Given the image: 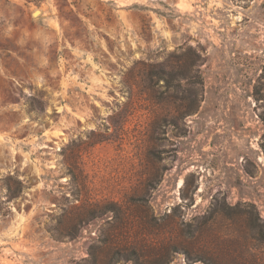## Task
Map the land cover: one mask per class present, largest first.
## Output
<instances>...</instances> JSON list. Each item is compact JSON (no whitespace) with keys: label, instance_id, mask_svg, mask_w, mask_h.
Returning <instances> with one entry per match:
<instances>
[{"label":"rangeland","instance_id":"374dc122","mask_svg":"<svg viewBox=\"0 0 264 264\" xmlns=\"http://www.w3.org/2000/svg\"><path fill=\"white\" fill-rule=\"evenodd\" d=\"M0 264H264V0H0Z\"/></svg>","mask_w":264,"mask_h":264},{"label":"water","instance_id":"95a60500","mask_svg":"<svg viewBox=\"0 0 264 264\" xmlns=\"http://www.w3.org/2000/svg\"><path fill=\"white\" fill-rule=\"evenodd\" d=\"M36 13H38V11H37ZM36 13H35V14H36Z\"/></svg>","mask_w":264,"mask_h":264}]
</instances>
